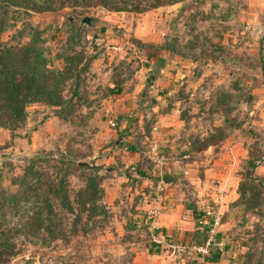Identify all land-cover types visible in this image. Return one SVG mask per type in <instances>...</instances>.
Listing matches in <instances>:
<instances>
[{
    "label": "rangeland",
    "instance_id": "1",
    "mask_svg": "<svg viewBox=\"0 0 264 264\" xmlns=\"http://www.w3.org/2000/svg\"><path fill=\"white\" fill-rule=\"evenodd\" d=\"M92 2L54 0L55 9L43 10V2L32 7L38 0H0V49L34 42L48 71L65 76L59 104L37 95L12 131L0 126V264H204L216 252L211 264H264V189L255 179L241 204L250 215L223 231L218 227L214 241L224 240L221 250L212 245L207 256L172 252L152 241L138 205L149 194L128 191L131 176L123 187L117 174L110 178L106 168L113 170L114 162L94 165L114 143L109 116L99 111L94 97L97 74L92 71L99 59L106 79L125 92L143 69L145 85L137 99L154 92L146 93L140 108H151L150 98L161 96L164 111L174 109L181 124L172 134L174 152L158 147L167 164L195 162L201 172L221 152L225 164L233 163V155L237 159L240 181L250 172L264 183V0H184L145 12L114 11L109 2ZM84 17L91 22L82 23ZM139 26L145 39L135 35ZM106 89L101 94L113 102ZM133 114L129 118H137ZM95 116L104 125L92 121ZM149 141L152 137L143 146L137 141L135 149L124 140L128 148L123 151H144ZM143 162L152 169L147 155ZM157 177L149 176L151 181ZM109 178L115 187L107 184ZM92 181L99 185L96 195L87 190ZM210 207L211 213H222L219 204ZM225 219L222 215L221 222ZM204 236L182 243L201 245ZM137 245L140 249L132 250Z\"/></svg>",
    "mask_w": 264,
    "mask_h": 264
},
{
    "label": "crops",
    "instance_id": "2",
    "mask_svg": "<svg viewBox=\"0 0 264 264\" xmlns=\"http://www.w3.org/2000/svg\"><path fill=\"white\" fill-rule=\"evenodd\" d=\"M154 14H158V12L156 11ZM140 31L141 26L137 27L135 35L145 39V36H143ZM147 41H149V38ZM97 60L99 59H95L92 63V71L97 74L94 97H97V101L100 103L99 111L102 114L109 116L107 123L109 124L110 121H113L115 126H109V128L105 126L109 130V137L110 139H113L114 146L112 148H106L105 151H107V153L104 160L97 158L94 165L98 166L107 161L114 162L116 167L113 170L106 168L108 174H111L110 178L117 174L116 177L119 178L118 181L123 187L125 186V183H129V180L126 179L131 176L130 184H128L129 187H127L128 191L131 189L134 191L139 189L142 191L140 192L141 194H156L157 199L160 201L163 208L157 221V225L161 232V236L171 241L175 240L182 243V241L190 242V240H192L191 242H193V239H199L200 235H205L207 237V226L201 227L195 221L196 209L192 207V205L195 204L198 207L196 210L198 211L197 216H202V214H199L201 209L202 212L210 210V208H212L210 206H213L214 203L222 206V215L225 216L226 221L221 222L220 231L225 230L228 225L236 222L237 219L242 218L244 221V218H247L250 213H245L243 209H241V205L236 203L240 196L238 190L240 175L238 176L235 172L236 170L234 164H236L237 159L234 155L231 158L233 163L228 161L225 164L222 159L223 153L219 152L216 154L218 158L214 159L211 165L205 166V169L200 172L199 166L197 168L194 166L195 162L184 163L183 165L178 166L174 161L169 162V164L165 165L162 169L156 168L155 165H153L150 170L149 166L143 162L146 154L142 149H139V152L134 151L132 153L123 151L125 150V147H127L123 142L124 140L131 141L130 147L136 149L138 147L137 141L141 142L140 145L143 146V144H146L152 137V141H149L147 147L152 143L155 144L157 148L159 146L160 148L165 146L167 148H171V151L174 152L173 147L176 145V138L172 136V134L174 135V132L176 131L175 128L179 127L181 124L179 118H176L177 114L174 109L171 111H164L161 96L155 95L150 98L152 102L151 108H140L141 101L147 97L146 93L154 92V90H149L146 93L142 92V96L137 99V92L145 85L142 82L144 77L142 68L137 70L136 76H138V80L135 86H132L133 89L131 88L129 91L123 92L124 89H120L118 84L106 79L107 74L105 72V68L102 70L101 67L98 66L99 62H96ZM144 80H146V77ZM141 82L142 84H140ZM115 85L118 87L115 88ZM156 85H158L157 81ZM106 87H108V89H106ZM113 87L115 89H113ZM151 87L153 88L154 86ZM101 88H105L107 92L109 91L115 100L113 102L108 100L106 96L101 94ZM120 90H122L123 94L118 93L119 95H117V92ZM91 108L92 107H90V109ZM142 110H144V112ZM131 113H134L133 115L137 118H129ZM146 113L151 115L152 121L147 119ZM153 113H156V120L153 117ZM93 120L97 124L103 123L104 125L101 117L98 119V117L95 116L92 121ZM39 132L40 129L37 133ZM141 153L143 154L141 155ZM227 153L228 152L226 151L225 154ZM135 165L139 166V172L136 168L137 166ZM134 168L135 170H133ZM123 171L131 173V175H127V178H124L122 176ZM198 171V175H195V177L192 178L191 176ZM151 173L158 176L157 178H154L153 181L149 178ZM163 173L164 176H162ZM180 176L183 179V183H180ZM110 178L108 179L110 181L107 182V184L113 183L111 185L112 187H115L116 182ZM215 179L218 180L216 181ZM186 181H189V183H192L193 185H190L188 182L186 184ZM149 187L151 188L150 190ZM191 188L194 189V192L190 191ZM192 193L196 198L190 196ZM232 214L234 217L231 219L229 215ZM205 236L204 240L206 239ZM136 249H140V247L138 245L132 247V250ZM142 253H144V251H142ZM156 254L157 252L150 255L155 256ZM212 262L214 261L209 259L208 262H205L204 264H211ZM172 264H185V262H174ZM194 264H198L197 261Z\"/></svg>",
    "mask_w": 264,
    "mask_h": 264
},
{
    "label": "trees",
    "instance_id": "3",
    "mask_svg": "<svg viewBox=\"0 0 264 264\" xmlns=\"http://www.w3.org/2000/svg\"><path fill=\"white\" fill-rule=\"evenodd\" d=\"M12 1V0H11ZM39 4L33 3L32 7L45 5L43 10L55 9L51 6L54 0H38ZM79 1V0H74ZM89 3H101L106 5L109 2L114 11L145 12L151 8L162 5H170L184 0H86ZM148 2V6H141ZM15 3V1H14ZM67 73V70L65 71ZM65 80L63 73L56 75L48 71L46 60L43 58L41 50L34 42L26 44L20 49L4 47L0 49V126L6 127L11 131L17 123L25 118L26 103L37 95L47 98L52 104L60 103L59 85ZM12 135V134H11ZM247 172V180H241L238 186L240 193L237 204H242L249 186L254 189L251 183L255 179L264 189V183L260 179L253 178ZM248 187H245V186ZM99 185L92 181L87 190L98 193ZM100 191V190H99ZM94 207L99 208L97 202ZM219 252L211 253L210 260L218 259Z\"/></svg>",
    "mask_w": 264,
    "mask_h": 264
},
{
    "label": "built area",
    "instance_id": "4",
    "mask_svg": "<svg viewBox=\"0 0 264 264\" xmlns=\"http://www.w3.org/2000/svg\"><path fill=\"white\" fill-rule=\"evenodd\" d=\"M119 48L120 47L118 46L115 47V49ZM146 117L149 121H152V117L149 113H146ZM109 123L111 127L115 126V123L113 121H110ZM125 149H127V147H125ZM144 152L150 159H152L153 165H155L156 168L162 169L165 165H167V162L169 161V158H167V156L160 154L155 144L151 143L148 148L144 150ZM138 205H143L144 215H146V220H144V224L147 225L148 231L151 233L150 236L152 238V241L161 246H164L163 244H166V246L170 248L172 252L182 253L190 250L197 252L200 255L207 256L210 255L212 245H216L219 250H221L222 247H224L225 245L223 239L219 241H214V237L218 233V227L221 225L222 213L220 211L211 213L210 210H206L205 214L197 219V223L199 225L207 226V237L201 245H187L179 242H165L164 237H162L161 234L158 232L159 227L157 225V221L160 217V214L162 213L163 208L160 204V201L157 199L156 194H149L140 197Z\"/></svg>",
    "mask_w": 264,
    "mask_h": 264
},
{
    "label": "water",
    "instance_id": "5",
    "mask_svg": "<svg viewBox=\"0 0 264 264\" xmlns=\"http://www.w3.org/2000/svg\"><path fill=\"white\" fill-rule=\"evenodd\" d=\"M91 22V18H89V17H84L83 19H82V23H87V24H89Z\"/></svg>",
    "mask_w": 264,
    "mask_h": 264
}]
</instances>
